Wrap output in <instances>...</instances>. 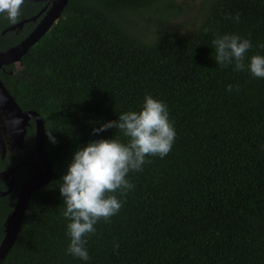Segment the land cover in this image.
<instances>
[{
    "label": "trees",
    "instance_id": "16d2710c",
    "mask_svg": "<svg viewBox=\"0 0 264 264\" xmlns=\"http://www.w3.org/2000/svg\"><path fill=\"white\" fill-rule=\"evenodd\" d=\"M176 1L68 0L19 67L0 74L19 107L41 115L52 168L50 181L31 192L0 264H264V79L216 64L212 44L236 34L252 42L246 64L264 56V0H200L186 34L169 27L185 10ZM27 4L22 15L39 3ZM143 14L155 15L160 31L142 33ZM237 14L239 22L226 18ZM7 23L0 15V29ZM145 95L167 105L175 142L167 156L147 157L151 163L128 174L134 189L115 193L122 208L95 225L90 260L82 261L66 253L60 180L79 147L126 143L115 128L92 129L139 111ZM32 136L31 122L25 158L36 161ZM14 197L0 200V240Z\"/></svg>",
    "mask_w": 264,
    "mask_h": 264
},
{
    "label": "clouds",
    "instance_id": "9594fccd",
    "mask_svg": "<svg viewBox=\"0 0 264 264\" xmlns=\"http://www.w3.org/2000/svg\"><path fill=\"white\" fill-rule=\"evenodd\" d=\"M26 0H0V15L10 24H17L22 15ZM239 22L240 16L226 17ZM209 30L204 29L207 33ZM215 62L221 67L234 65V71L247 70L254 78L264 79V56L253 55L249 63H245L247 53L252 48L249 38L236 34L217 35L212 40ZM260 47L264 48V44ZM232 85L226 91L231 92ZM239 91V86H236ZM6 98H0V105ZM13 116V114H10ZM14 125L21 123L20 118L13 117ZM117 129L127 138V142L119 139H98L79 147L72 155L66 173L62 176L59 192L63 198V216L69 221L67 235L70 243L66 253L89 261L86 249L87 238L96 233L95 225L104 221L111 222L122 208L121 197L134 189L127 179L130 172L143 170L145 163H151L147 157L167 156L175 142L174 122L169 119L167 105L151 95H145L139 111L121 113L118 119L93 127L94 135ZM51 143H57L52 132L46 131ZM119 248L115 244L113 250Z\"/></svg>",
    "mask_w": 264,
    "mask_h": 264
},
{
    "label": "water",
    "instance_id": "95a60500",
    "mask_svg": "<svg viewBox=\"0 0 264 264\" xmlns=\"http://www.w3.org/2000/svg\"><path fill=\"white\" fill-rule=\"evenodd\" d=\"M26 1H43V0H26ZM48 7L43 8L37 14L30 18L21 19L17 24H9L4 31L12 30L21 26L24 21L35 20L42 12L44 14L39 19L37 24L32 30L18 43L12 45L0 52V66L2 64H9L11 62H18L23 54L29 49L31 45L36 43L40 37L48 31L60 18L61 12L68 0H46ZM0 96L6 98V103L3 105L7 110L11 111L13 116H9L7 119V131L0 133L1 141H11L12 145L16 148L23 146L24 136L26 133V125L30 119L34 121V138H33V150L37 158L41 161L43 168H37L36 172L31 174L23 182L20 183L18 195L14 202V205L10 212L7 214L3 221V235L0 240V260L9 251L13 245L17 234L21 229V222L23 219L24 211L27 206L31 192L45 184H47L52 175V168L49 162L48 156L44 148V124L41 115L35 110L25 109L22 110L15 102L14 98L5 88L0 80ZM13 117H18L21 120L19 125H12ZM10 125V128H9ZM3 150V149H1ZM16 167H12L11 172H15ZM7 192V191H6ZM6 192H0V195Z\"/></svg>",
    "mask_w": 264,
    "mask_h": 264
},
{
    "label": "flooded vegetation",
    "instance_id": "af4514ba",
    "mask_svg": "<svg viewBox=\"0 0 264 264\" xmlns=\"http://www.w3.org/2000/svg\"><path fill=\"white\" fill-rule=\"evenodd\" d=\"M30 2H36L39 4L36 6L37 8L34 10V13H31L29 10L25 11L24 13L25 15H21V19L30 18L34 16L35 14H37L43 8L48 7L46 0L26 1L24 6H27L28 5L27 3H30ZM43 14L44 12H42L38 17H36L35 20L24 21V23L21 26L16 27L12 30L3 32V29L10 23L8 22L6 25H4L0 29V37H1L0 38L1 39L0 40V52L12 45H15L21 39H23L32 30V28L37 24V22L39 21V19L42 17ZM5 35H8V37H5ZM19 64H20V60L18 62L2 64L0 66V74L5 73V72L11 73L12 69L10 67L12 66L13 68H18ZM0 80L2 82L1 75H0ZM0 98L2 97L0 96ZM22 110H25V109H22ZM10 114H11V111L7 110L3 104L0 105V133H5L7 131V128H8L7 119L9 118ZM31 122L33 125V136L32 137L34 138V129H35L34 121L33 119H30L28 121V124L26 125V133L24 136L22 147L16 148L12 145L13 142L8 141V140H5V141L0 140V192L7 191L5 194L0 195V200H4L14 195L15 193V197H14V201L11 206V209L18 195L20 183L23 182L26 178H28L31 174L36 172L37 168H41V169L43 168L41 161L37 158L33 150V138H32V150L35 154L36 161L33 160L32 158H25V152H26L25 140L27 137V131L31 127ZM12 127H14V124L12 125ZM9 128H10V125H9ZM25 163L27 164L26 165L27 167L23 168L22 166ZM12 167H16L15 172H11Z\"/></svg>",
    "mask_w": 264,
    "mask_h": 264
},
{
    "label": "rangeland",
    "instance_id": "374dc122",
    "mask_svg": "<svg viewBox=\"0 0 264 264\" xmlns=\"http://www.w3.org/2000/svg\"><path fill=\"white\" fill-rule=\"evenodd\" d=\"M200 0H177L178 5L182 4L185 7V10L181 11L178 16L169 20V27L176 29L182 34H186L191 31L193 26L197 23V12L199 7ZM186 3V4H185ZM155 15L143 14L142 17L138 20L139 25L137 28L147 37L152 36L154 32L160 31L159 25L154 21Z\"/></svg>",
    "mask_w": 264,
    "mask_h": 264
}]
</instances>
